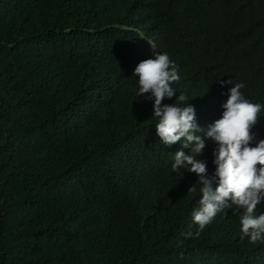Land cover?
Returning a JSON list of instances; mask_svg holds the SVG:
<instances>
[{"label": "trees", "instance_id": "1", "mask_svg": "<svg viewBox=\"0 0 264 264\" xmlns=\"http://www.w3.org/2000/svg\"><path fill=\"white\" fill-rule=\"evenodd\" d=\"M153 51L180 77L162 104L185 95L205 129L237 83L264 105V0H0V264H264L243 210L186 237L201 185L172 164L190 148L160 141L133 75Z\"/></svg>", "mask_w": 264, "mask_h": 264}, {"label": "clouds", "instance_id": "2", "mask_svg": "<svg viewBox=\"0 0 264 264\" xmlns=\"http://www.w3.org/2000/svg\"><path fill=\"white\" fill-rule=\"evenodd\" d=\"M153 54L154 58L141 61L134 69L139 85L137 95L149 94L148 99L154 98L153 117L158 118L155 129L160 141L166 146L183 141L182 148H190V154L183 150L174 154L172 171L185 169L195 173L201 185L200 207L192 213L197 228L194 232L189 230L186 237H199L217 214H226L231 209L243 210L239 218L242 238L264 243V213L257 215L258 205L264 202V139L257 140L252 131L264 105L246 99L241 92L245 85L237 83L229 89L228 99L222 104L221 118L205 129L198 125L195 108L185 95L176 97L179 105L162 104L165 98L171 99L176 94L172 85L180 77L177 65L167 53L153 51ZM224 83L231 84L221 81V86ZM205 138H211L217 145L212 174L207 162L199 158L206 148ZM189 191H196L195 186Z\"/></svg>", "mask_w": 264, "mask_h": 264}]
</instances>
